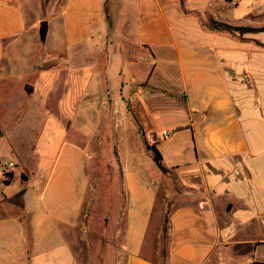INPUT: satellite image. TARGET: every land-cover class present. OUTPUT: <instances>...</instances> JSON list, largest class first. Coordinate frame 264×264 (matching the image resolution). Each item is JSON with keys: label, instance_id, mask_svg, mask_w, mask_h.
Segmentation results:
<instances>
[{"label": "crops", "instance_id": "1", "mask_svg": "<svg viewBox=\"0 0 264 264\" xmlns=\"http://www.w3.org/2000/svg\"><path fill=\"white\" fill-rule=\"evenodd\" d=\"M212 21L262 28L264 0H0V264H80L108 139L120 264H154L160 203L168 264H264V30Z\"/></svg>", "mask_w": 264, "mask_h": 264}, {"label": "rangeland", "instance_id": "2", "mask_svg": "<svg viewBox=\"0 0 264 264\" xmlns=\"http://www.w3.org/2000/svg\"><path fill=\"white\" fill-rule=\"evenodd\" d=\"M1 84H3V81H0ZM31 89L26 90L30 91ZM2 91H0V101L4 97V92ZM2 104L3 102H0V106ZM163 114H161L162 117L164 116ZM2 118L0 114V123L3 120ZM107 141L108 148L106 155H102L100 162L93 163L91 166L93 186L90 208L85 216L86 220L82 224V227L77 226L68 235L80 264H120L122 260V254L119 251L122 241L121 233L119 236H116V230H121L122 223H120V220L117 221L115 219L117 216L115 207L117 204L121 205L122 201L119 195H117L115 187L111 185V181L114 179V173L110 166L114 162V143L111 139ZM18 142L19 140L17 138L14 139L10 135L0 139V162H7L9 160L16 162L17 156L11 146H15ZM28 142L34 143V140L30 139ZM28 145L31 146L29 143ZM148 151L153 154L154 150L152 147H149ZM94 158L97 162L98 156ZM15 170L17 172L18 168L15 167ZM24 176H26L25 173ZM5 179V176L0 175V192L10 194L17 187L18 181L14 185L8 186L4 184L6 183ZM166 215L164 205L160 203L154 215V221L148 234V241L144 248L145 255L154 264H168Z\"/></svg>", "mask_w": 264, "mask_h": 264}, {"label": "trees", "instance_id": "3", "mask_svg": "<svg viewBox=\"0 0 264 264\" xmlns=\"http://www.w3.org/2000/svg\"><path fill=\"white\" fill-rule=\"evenodd\" d=\"M208 25L214 29L225 30V31L232 32V33L237 32L239 34H244L246 32H254V31L264 30V27L254 28V27H250V26H230L226 23L216 22V21H212ZM1 135H2V131L0 130V137H1ZM149 147H152L153 150L155 151L156 158L161 159V154H160L159 150L157 149V147L155 145H149ZM5 182L9 183L10 180H5ZM21 193H19L18 196H16V197L19 198Z\"/></svg>", "mask_w": 264, "mask_h": 264}, {"label": "built area", "instance_id": "4", "mask_svg": "<svg viewBox=\"0 0 264 264\" xmlns=\"http://www.w3.org/2000/svg\"><path fill=\"white\" fill-rule=\"evenodd\" d=\"M170 135H171V132L169 130H163L159 134V138L168 139ZM153 141L154 139L151 140V143H153ZM15 167H16V162L13 160H9L7 162H0V175H3L5 176L6 179H8V177H11V174L14 171Z\"/></svg>", "mask_w": 264, "mask_h": 264}, {"label": "water", "instance_id": "5", "mask_svg": "<svg viewBox=\"0 0 264 264\" xmlns=\"http://www.w3.org/2000/svg\"><path fill=\"white\" fill-rule=\"evenodd\" d=\"M47 31V22L46 21H42L41 23V28H40V32L42 34V36L44 37ZM29 88H31V85H28ZM26 177V176H25Z\"/></svg>", "mask_w": 264, "mask_h": 264}]
</instances>
